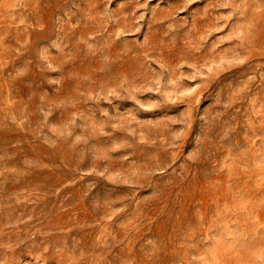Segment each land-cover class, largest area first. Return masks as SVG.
<instances>
[{
  "label": "rangeland",
  "instance_id": "374dc122",
  "mask_svg": "<svg viewBox=\"0 0 264 264\" xmlns=\"http://www.w3.org/2000/svg\"><path fill=\"white\" fill-rule=\"evenodd\" d=\"M0 264H264V0H0Z\"/></svg>",
  "mask_w": 264,
  "mask_h": 264
}]
</instances>
